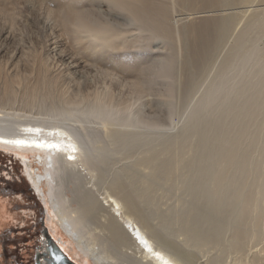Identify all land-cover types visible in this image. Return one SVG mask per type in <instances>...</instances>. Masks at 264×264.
Segmentation results:
<instances>
[{"label": "bare ground", "instance_id": "bare-ground-1", "mask_svg": "<svg viewBox=\"0 0 264 264\" xmlns=\"http://www.w3.org/2000/svg\"><path fill=\"white\" fill-rule=\"evenodd\" d=\"M138 35L161 39L181 54L158 69L161 79L177 80L179 101L196 99L199 87L214 84L207 102L219 97L227 106L223 120L203 132L185 130L182 139L163 140L162 150L146 144L137 159L149 173L140 183L146 195L125 183L121 172L95 183L98 151L109 141L123 144L131 133L122 126L132 130L142 122L131 110L125 115L106 108L101 100L112 99L108 90L102 95L97 84H81L96 66L87 58L92 53L119 51L133 64ZM263 39L264 0H0V147L23 152L16 155L31 165L27 173L43 198L49 234L76 264H264L262 68L257 81L247 75L232 94L224 87L238 64L253 63V51L264 57ZM142 80L127 85L142 93ZM20 93L23 108L38 109L18 127L2 113ZM158 103L149 106L151 114H158ZM95 122L100 135L87 127ZM195 172L211 176L193 185L189 175ZM160 182H177V191H187L197 205L181 199L168 213L152 215L140 200L159 212L168 199L155 188ZM72 183L73 199L67 194ZM221 205L228 210L220 211ZM235 205L239 211L229 227ZM59 230L73 247L58 238Z\"/></svg>", "mask_w": 264, "mask_h": 264}, {"label": "rangeland", "instance_id": "rangeland-1", "mask_svg": "<svg viewBox=\"0 0 264 264\" xmlns=\"http://www.w3.org/2000/svg\"><path fill=\"white\" fill-rule=\"evenodd\" d=\"M142 37L143 36L140 35H138L137 38L131 37L133 38V42L139 43V45L133 48L134 50L131 53L133 64L129 62L128 59L121 57L119 51L107 52L104 50L100 51V53H92L93 57L87 58L95 60L96 66L91 72L89 71L90 73L87 74L88 78L86 77L81 84L93 83L94 86L97 84L96 87L99 86L97 90L100 94L102 93V95L104 94V89L108 90L112 99L107 98L108 96L106 95V99L104 98L101 100V102L106 105V108L109 107L114 110L118 109L125 115H129L128 112L131 110V113L140 114L138 121L142 122V125L132 130L122 126L124 130H129L128 135L130 133L134 135L136 134L135 136L130 134V136L127 137L128 139L125 138L127 140H123V144H112V142L109 141L111 144L108 142V147L106 149L98 151V155L95 158L97 164V177L95 178V183L100 184L101 181L112 179L115 174L121 172L125 183L130 184L133 189L139 188L140 194L146 195L147 192L140 188V183L142 180L149 178V173L147 170L138 168L137 166L138 157L148 149L146 144L152 148H157V150H162L164 148V145H162L163 140L167 138V140H173L176 138L182 139L185 130L203 132L206 125H213L220 121L219 118H222V115L224 116L227 106L223 104L221 107L222 102L219 97H213V103L209 104L207 102L209 96L207 93L214 85L213 83V85L210 86L204 85L199 87L197 89L198 92L196 91V99L192 97L193 99L191 98L189 99L190 101L185 103L179 101L175 94V91H178L176 85L177 80L173 84L172 81L170 83L166 79H161L159 70L164 68L162 64L168 63L172 58H179L181 54L177 57V48L175 53H173L171 46L161 39H152L151 41L148 37ZM126 38H129L128 35L124 36V40H130ZM263 43L264 39L259 42V48L264 47ZM89 54L91 55V52H89ZM253 54L255 55L250 57L252 58L250 62L253 63H246L243 65L238 64L236 68L239 66V70L238 68L237 70L234 68L230 72L232 75L230 74L227 76L229 81V83L227 81L228 86H231L232 88L226 85L224 87L227 91L230 88V91H228L229 93L232 94L231 90L233 91V88H236L238 84L239 86H242L247 75L251 76L255 82L261 76L259 75L261 68V71L264 73V57L261 55L263 58H259V51H253ZM255 60L258 61L256 62ZM142 73L143 75H141ZM254 73L257 75H254ZM142 76L144 79L142 80L143 84L141 85V87L144 88L142 93H138L134 87L127 85L129 82H135ZM214 88L212 87L213 90ZM214 92L216 91H213V93ZM22 98L23 96L21 93L17 94V97L10 102L11 104H8L9 106L5 105L7 107L4 109V113H2L4 118L14 122L16 126L20 123L22 124L24 117L26 114L30 113L31 110L35 113L37 111L36 109H38L37 104L28 109L23 108ZM91 99L93 100V98ZM157 103L158 108L156 112L158 114H151L148 109L149 106L157 107ZM224 105L226 107H224ZM172 114L173 116L171 117ZM123 120L125 119L123 118ZM98 123L95 122L88 124L87 127H90V129L92 127H97L98 130L97 128L94 130L92 128L91 130L96 131V133L98 131L100 135L103 129L100 122ZM21 124L18 127H20ZM19 130L24 135L30 133L26 132L24 127H21ZM133 131L145 133L142 135L139 132L134 133ZM148 134L150 136H148ZM207 134H205V137L210 134L212 137L210 138L208 136L210 138L208 140H212L213 142V139L216 137L214 138L211 132H209L208 135ZM139 135H142L144 139H141V136ZM205 137L203 139L204 141L207 138ZM100 140L101 139L98 138V141ZM208 140L206 141L209 142ZM212 142L210 141V143L207 144H211ZM18 152L23 153L18 148L10 150L7 147L4 149H1L0 147V264H35L34 255L39 246V236H34L29 230H31L32 226H35L34 223L39 224L42 215H44L45 227H49L47 223V210L43 198H41L36 192L27 173V171L31 169V165L27 160L24 162L21 156H18V154L16 155ZM36 166L39 167V165H33L35 172L37 171ZM205 175L199 174L198 172L191 173L189 175L190 183H193L194 185V183L198 184L201 180H207L210 178L211 173H207L209 176ZM133 176L134 178L132 179ZM175 183L166 184V186L163 182H160V186L155 187L159 192L165 193L168 197V199H164L165 201L162 199L164 204L162 203L163 206L161 205L159 212H157L158 209L154 205H149L145 200H140L141 205L154 216H159V213H164V211L165 213H168L170 209L169 207H175L177 200L182 199L181 201L185 202L187 205L190 203L197 205L196 201L191 199V196L187 191L181 190L178 192ZM30 187H32L34 191L31 190ZM74 188L75 184L72 183L69 189H67L69 198L73 199L70 190H73ZM203 202H201L202 205L199 204V206L204 211L206 209L209 212L211 211L213 215H218V212L212 210L209 204L208 207V205ZM73 205L75 207L77 206L75 203H73ZM221 206L220 211L228 210L225 209V205ZM237 208L238 207L235 205L231 209L230 217L226 221L228 226V222L230 223L229 220H231V223L233 222L232 225L234 224L238 214L237 211H239V208ZM13 215L15 217H13ZM234 216H236L235 219L233 218ZM229 227L233 226L230 225ZM47 231L50 233L49 228ZM58 238H63L64 242L67 243L69 247H73V245H70L69 239L61 230H59ZM240 260L242 261L243 258H240ZM246 262L244 263H252L250 261ZM229 263H232L231 259H228L227 264ZM118 264H122V261H119ZM240 264H242V262Z\"/></svg>", "mask_w": 264, "mask_h": 264}, {"label": "water", "instance_id": "water-1", "mask_svg": "<svg viewBox=\"0 0 264 264\" xmlns=\"http://www.w3.org/2000/svg\"><path fill=\"white\" fill-rule=\"evenodd\" d=\"M48 232V231H47ZM44 246L37 255L38 264H76L58 245V243L47 234Z\"/></svg>", "mask_w": 264, "mask_h": 264}, {"label": "flooded vegetation", "instance_id": "flooded-vegetation-1", "mask_svg": "<svg viewBox=\"0 0 264 264\" xmlns=\"http://www.w3.org/2000/svg\"><path fill=\"white\" fill-rule=\"evenodd\" d=\"M30 188H31V190L34 191V189L32 187H30ZM34 224H35V226L34 227L32 226V228H31V230H29V232H31V234H34V236H36V235L39 236V246L36 249L35 255H34V262H35V264H38L37 263V255L39 252H41V248L44 246V242L46 240L45 235L47 236V234H48L47 228L45 227L44 215H42L40 217L39 224H37V223H34Z\"/></svg>", "mask_w": 264, "mask_h": 264}, {"label": "snow or ice", "instance_id": "snow-or-ice-1", "mask_svg": "<svg viewBox=\"0 0 264 264\" xmlns=\"http://www.w3.org/2000/svg\"><path fill=\"white\" fill-rule=\"evenodd\" d=\"M16 143V144H24V141H5V143ZM142 243H145V245L147 246V242L146 241H142ZM149 250L151 251V249L149 248Z\"/></svg>", "mask_w": 264, "mask_h": 264}]
</instances>
